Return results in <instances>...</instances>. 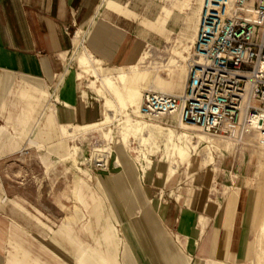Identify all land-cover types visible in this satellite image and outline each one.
I'll list each match as a JSON object with an SVG mask.
<instances>
[{
    "label": "rangeland",
    "instance_id": "1",
    "mask_svg": "<svg viewBox=\"0 0 264 264\" xmlns=\"http://www.w3.org/2000/svg\"><path fill=\"white\" fill-rule=\"evenodd\" d=\"M106 5L123 15L135 9L148 29L149 43L138 64L103 74L106 93L97 91L104 97L103 120L91 132L81 131L82 137L68 139L64 152L50 147L55 140L44 126L50 112L47 97L31 98L21 88L11 113L0 115L3 133L15 136L0 138L2 150H14L0 153V240L5 249L0 254L10 260L14 252L26 263L37 258L52 264L62 257V243L72 250L78 243L90 249L96 242V257L87 254L79 264H96V258L98 264H111L97 254L109 249H115L116 264H125L132 246L156 243L142 222V209L150 206L142 194L152 207V192L164 200L202 197L208 188L207 198L218 210L226 194L238 193L235 251L242 220L249 215L247 239L253 248L241 264H264V135H209L180 125L176 115L147 120L138 112L146 92L181 93L202 0H102L101 8ZM81 38L77 33V45ZM81 59L85 67L97 68L85 54ZM121 77L138 93L136 98L127 93ZM256 198L260 207L252 216Z\"/></svg>",
    "mask_w": 264,
    "mask_h": 264
},
{
    "label": "crops",
    "instance_id": "2",
    "mask_svg": "<svg viewBox=\"0 0 264 264\" xmlns=\"http://www.w3.org/2000/svg\"><path fill=\"white\" fill-rule=\"evenodd\" d=\"M101 2L0 0V115L11 113L9 109L16 106L21 88L31 98L43 101L47 97L50 112L45 116L44 126L51 133L48 136L55 140L51 150L57 145V151L64 152L68 149V139L82 137L81 131L91 132L103 120L106 110L100 93H106L103 78L107 76L104 75H115L120 69L138 64L149 43L148 29L142 19L135 17L138 15L135 9H126V15L117 14L116 7L101 8ZM77 33L82 37L78 45ZM81 54L96 62L97 68L89 69L84 66L85 60L78 61ZM12 113L15 114V110ZM0 135L1 139L15 138L10 134L6 136L1 127ZM0 149V153L14 151ZM207 192L202 197L176 195L164 200L152 192L155 213L142 194V200L150 205L142 209V222L155 236L156 243L132 246L125 264H241L248 261L253 248L252 241L247 239L249 215L242 220L237 252L232 242L238 193L226 194L218 210L215 201L208 200ZM254 200L252 216H256L260 207L257 198ZM165 230L172 235V241ZM61 246L62 257L58 259L63 264H70L71 257V264H79L81 259L87 260V254L96 257L98 250L96 242L88 245L90 249L80 243L72 250L63 243ZM3 249L0 240V251ZM97 254L116 264L115 249ZM8 259L0 254V264H41L37 258L26 263L25 258L14 252ZM58 259H52V264H58ZM47 261L44 259V264Z\"/></svg>",
    "mask_w": 264,
    "mask_h": 264
},
{
    "label": "built area",
    "instance_id": "3",
    "mask_svg": "<svg viewBox=\"0 0 264 264\" xmlns=\"http://www.w3.org/2000/svg\"><path fill=\"white\" fill-rule=\"evenodd\" d=\"M140 113L209 135H264V0H202L183 92H146Z\"/></svg>",
    "mask_w": 264,
    "mask_h": 264
},
{
    "label": "bare ground",
    "instance_id": "4",
    "mask_svg": "<svg viewBox=\"0 0 264 264\" xmlns=\"http://www.w3.org/2000/svg\"><path fill=\"white\" fill-rule=\"evenodd\" d=\"M77 36V35H76ZM76 38V37H75ZM122 78V85H124V87H125V89H126V91H127V93L130 95V96H134L135 98L137 97V95H138V93L136 92L135 94L134 93H132V89H129V87H128V83H127V79H126V77H121ZM141 93V92H140ZM161 93H163V94H165V92H161ZM139 97H141V96H139ZM139 112V114L141 115V113H140V110L138 111ZM142 116V115H141ZM143 117V116H142ZM144 118V117H143ZM178 122H179V120H178ZM179 124L180 125H182V126H184V127H186V128H189V129H195V130H199L197 127H195V126H187V125H185V124H181L180 122H179ZM191 138H194V137H191ZM188 143H191L190 141H187Z\"/></svg>",
    "mask_w": 264,
    "mask_h": 264
}]
</instances>
